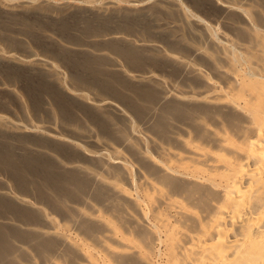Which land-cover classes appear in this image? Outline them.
Segmentation results:
<instances>
[{
    "label": "rangeland",
    "instance_id": "rangeland-1",
    "mask_svg": "<svg viewBox=\"0 0 264 264\" xmlns=\"http://www.w3.org/2000/svg\"><path fill=\"white\" fill-rule=\"evenodd\" d=\"M208 89L264 98V0H0V146L89 185L62 198L41 181L42 199L0 166L6 261L80 263L75 241L103 231L94 211L131 207L114 186L141 199L142 173L165 159L158 147L193 136L185 123L209 134L196 119L213 114Z\"/></svg>",
    "mask_w": 264,
    "mask_h": 264
},
{
    "label": "bare ground",
    "instance_id": "bare-ground-1",
    "mask_svg": "<svg viewBox=\"0 0 264 264\" xmlns=\"http://www.w3.org/2000/svg\"><path fill=\"white\" fill-rule=\"evenodd\" d=\"M99 74L90 75L92 82H100ZM202 95L213 114L203 112L196 119L206 122L209 134L185 123L192 137L179 141L178 147H158L165 159L153 161L154 172L142 173L141 199L114 186L131 207L117 212L102 200L105 207L100 202L92 214L103 230L100 234H89L81 245L71 242L76 240L73 234L65 236L80 249L76 264H264V98L253 93L233 98L238 94L227 97L226 91L216 94L210 89ZM116 159L115 164L125 165ZM0 166L24 190L34 186L42 199L48 197L41 181L62 198L75 197L70 186L79 192L89 189L77 175L59 173L41 157L29 155L16 162L8 146H0ZM26 172L41 178L36 179L40 185L29 181ZM8 209L28 216L11 205ZM24 238L37 240L38 247L49 244L34 236ZM11 250L0 229V264H13L6 261ZM49 264H56L55 258Z\"/></svg>",
    "mask_w": 264,
    "mask_h": 264
}]
</instances>
